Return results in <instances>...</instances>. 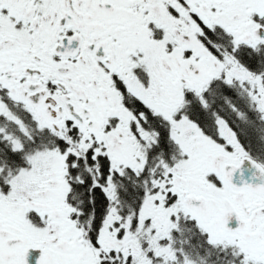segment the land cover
<instances>
[{"label": "snow or ice", "instance_id": "obj_1", "mask_svg": "<svg viewBox=\"0 0 264 264\" xmlns=\"http://www.w3.org/2000/svg\"><path fill=\"white\" fill-rule=\"evenodd\" d=\"M0 264H264V0H0Z\"/></svg>", "mask_w": 264, "mask_h": 264}]
</instances>
